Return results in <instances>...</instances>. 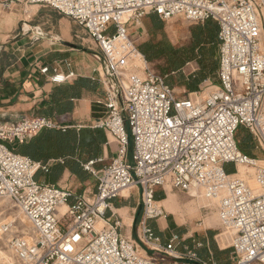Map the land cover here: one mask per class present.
Masks as SVG:
<instances>
[{
    "label": "built area",
    "instance_id": "2783aa9c",
    "mask_svg": "<svg viewBox=\"0 0 264 264\" xmlns=\"http://www.w3.org/2000/svg\"><path fill=\"white\" fill-rule=\"evenodd\" d=\"M9 6H40L68 18L93 41L101 67L104 114L91 128L116 145V155L97 173L95 191L36 181L49 163L17 154L21 144L44 129L61 128L56 119L31 116L0 124V199L10 200L29 227L0 223V264H189L187 250L174 257V236L161 244L147 222L163 216L158 189L170 186L214 201L221 233L231 238L233 264H264V168L238 146L239 128L264 154V0H4ZM181 18L194 25L212 20L218 27L217 85L202 98H179L167 75L152 71L129 39V26L146 16ZM48 68L40 73L46 74ZM49 77L61 84L73 77ZM210 84V82H208ZM130 133L131 149L127 133ZM52 162V161H51ZM93 162L84 166L93 174ZM231 166L228 173L226 166ZM239 168L252 170L240 174ZM253 180L257 189L248 182ZM137 191L142 203L134 239L119 233V221L105 219L114 199ZM66 207L60 216L59 208ZM99 221L103 226L98 229ZM20 228V230H19ZM147 248L177 260L159 262Z\"/></svg>",
    "mask_w": 264,
    "mask_h": 264
},
{
    "label": "crops",
    "instance_id": "0c3cea01",
    "mask_svg": "<svg viewBox=\"0 0 264 264\" xmlns=\"http://www.w3.org/2000/svg\"><path fill=\"white\" fill-rule=\"evenodd\" d=\"M3 2L4 0H0V124L17 121L23 117L42 116L56 119L61 128L101 132L104 141L100 144L97 157L79 162L86 172L85 180L80 181L64 169L56 182H47L44 178L41 181L67 188L60 184L72 179L78 182L81 188L78 192H73L79 195L93 193L97 184V176L94 175L106 167L116 155V145L110 140L108 142L106 134L102 130L91 128L93 120L104 114L103 107L98 104L104 93L99 81L102 70L100 63L99 68H96L93 60L98 49L95 53L90 48L80 47L77 40L82 39V34L87 36L86 33L51 8L25 7L20 4L5 6ZM148 16L157 17L153 14ZM88 41L93 43L91 39ZM45 67L48 68V72L40 73ZM54 70L64 77L69 73L74 75L61 84H52L49 77ZM79 80L84 81L85 87L82 88L79 97L70 98L71 110L57 113V103L63 98L59 97L62 95L58 94L61 93L60 90L57 93V88L71 86ZM78 155L81 156V160L85 158V155L78 153L76 159ZM58 162L62 163L61 159L46 161L49 167ZM90 162H93L91 169L95 174L84 170V166ZM160 190L156 192V202L166 214L149 220L147 224L160 238L161 244L166 245L177 236L178 239L174 242V257L177 259L190 250L197 255L199 259L197 264H233L230 236L221 233L220 227H210L204 225V222L186 225L168 220V214L176 217L179 211L174 198L168 195L166 197ZM138 205L137 191H126L123 197L111 202L105 219H110L111 222L119 221L121 236L134 239L133 221ZM141 214L142 211L137 221ZM195 226L198 228H193ZM141 250L159 262L177 260L164 254L152 253L145 247Z\"/></svg>",
    "mask_w": 264,
    "mask_h": 264
},
{
    "label": "trees",
    "instance_id": "16d2710c",
    "mask_svg": "<svg viewBox=\"0 0 264 264\" xmlns=\"http://www.w3.org/2000/svg\"><path fill=\"white\" fill-rule=\"evenodd\" d=\"M153 23L154 30L162 29V23L156 17ZM190 41L183 46H173L168 41L152 40L137 46L138 52L148 63L163 60L165 62L164 75H167L166 83L170 87H183L188 94L197 93L202 84L210 82L217 84L216 74L218 70V27L212 20H207L203 24L192 27ZM197 62L199 70L194 75L186 77L183 75V68L191 63ZM84 81L79 80L71 86L57 88L59 97H63L57 103V113L70 111L72 103L70 98L80 96ZM236 140L241 151L252 158L254 155V145L250 134L244 129H238ZM104 138L101 132L90 129H44L27 142L18 144L14 151L22 156H26L35 162L46 164L48 159H61L47 168V171L38 170L34 176L36 181L43 177L47 182H56L61 172L67 169L77 179H86V172L83 171L79 162L95 159L99 153L100 144ZM85 155L76 159L77 154ZM232 173V172H231ZM156 199V196H155Z\"/></svg>",
    "mask_w": 264,
    "mask_h": 264
},
{
    "label": "rangeland",
    "instance_id": "374dc122",
    "mask_svg": "<svg viewBox=\"0 0 264 264\" xmlns=\"http://www.w3.org/2000/svg\"><path fill=\"white\" fill-rule=\"evenodd\" d=\"M151 15V14H150ZM159 19L158 17H156ZM156 21V19H151L149 16L144 18L139 24L132 23L129 26V39L133 41V43L136 46H140L141 44L147 42V41H156L164 39L171 43L173 46H183L189 43L190 36H191V28L195 27L196 25L190 24L186 22L185 20L181 18H172L168 21H159L162 23V29L160 30H154L153 23ZM82 39L77 40V43H80V47L84 48H90L91 51L97 52V48L95 45L88 41L89 37L85 35H81ZM98 54V53H97ZM95 67L99 68V61L93 57ZM135 64H138V60L136 57L134 58ZM149 67L152 71H154L156 74L164 75V69H165V62L163 60L155 61L153 63H149ZM100 70V69H99ZM199 70V65L197 62H191L187 64L183 70L182 73L186 77H189L191 75H194ZM217 84L212 83H204L201 85L200 90L197 92V97L202 98L205 95H207L209 92L213 90V87ZM176 95L179 98L186 97L188 95L187 91L183 87L174 86ZM241 130L243 128H240ZM245 132H247L244 129ZM248 133V132H247ZM249 134V133H248ZM254 145V144H253ZM17 144H13L12 147L15 148ZM254 150V149H253ZM254 155L257 157L258 161L264 162V154H262L260 151L254 150ZM264 168V165H259ZM226 170L228 173L233 172L232 167L226 166ZM246 172L252 173V170H245L243 168H239L240 174H244ZM95 177L97 174L94 175ZM39 181H43V177L39 178ZM253 185V181L249 180L248 184ZM61 186H66L67 188L71 189L72 191H79L81 188L78 186V182L68 179L65 180L63 183L60 184ZM162 193L166 194L165 196H172L175 200V204L178 208L179 215L173 216L171 214H168V220L172 221L174 220L177 224H183V223H192V225L201 224L204 222V225L210 226V227H220L218 214L216 211V205L214 201H209L203 197H201L197 193L188 194L185 192H180L175 189H172L170 186H165L164 190H160ZM135 194H133V198H135ZM165 197V198H166ZM163 209V208H162ZM61 210L64 212L66 209ZM164 210V209H163ZM166 214V212L163 213V215ZM15 220L16 225L21 228L29 227V225L26 223L24 218L21 216L20 212L17 210V208L14 207L13 203L8 199H0V223L5 221ZM104 224L102 223L100 227H97L100 229ZM193 228H198L197 226ZM20 230V228H19ZM221 230V227H220Z\"/></svg>",
    "mask_w": 264,
    "mask_h": 264
},
{
    "label": "bare ground",
    "instance_id": "6f19581e",
    "mask_svg": "<svg viewBox=\"0 0 264 264\" xmlns=\"http://www.w3.org/2000/svg\"><path fill=\"white\" fill-rule=\"evenodd\" d=\"M135 57H136V59H137L138 62H139V63L136 64V65L141 66V65L143 64L142 59L140 58V57H141V54H140L139 52H137V55H136ZM258 165H264V162H260V161H258ZM252 181H253V180H252ZM249 185H250V184H249ZM250 186H251V185H250ZM252 186H253V187H252ZM252 186H251L252 188L257 189L256 183H255L254 181H253V185H252ZM127 191H128V190H127ZM125 192H126V191H124L123 193H125ZM123 193H122V194H123ZM192 193H196V192H190V194H192ZM155 206L158 207L157 203L155 204ZM61 208L66 209V207L62 206V207L59 208L60 211H61V213H59V215L61 214L60 216H62V215L65 213V211L63 212V211L61 210ZM60 211H59V212H60ZM99 223L102 224L103 222H102V221H99L98 224H99ZM98 224H97V227H99ZM101 224H100V225H101Z\"/></svg>",
    "mask_w": 264,
    "mask_h": 264
},
{
    "label": "water",
    "instance_id": "95a60500",
    "mask_svg": "<svg viewBox=\"0 0 264 264\" xmlns=\"http://www.w3.org/2000/svg\"><path fill=\"white\" fill-rule=\"evenodd\" d=\"M127 136H128V143H129V146H130V149H131V140H130V133L128 132L127 133ZM142 211V203L139 202V205H138V208H137V211H136V214L134 216V221H133V224L135 225L140 213ZM194 262H189V264H193ZM194 264H197V263H194Z\"/></svg>",
    "mask_w": 264,
    "mask_h": 264
}]
</instances>
